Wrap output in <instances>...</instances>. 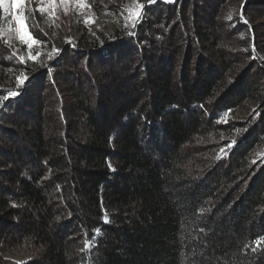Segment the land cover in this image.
Masks as SVG:
<instances>
[{"label":"trees","instance_id":"16d2710c","mask_svg":"<svg viewBox=\"0 0 264 264\" xmlns=\"http://www.w3.org/2000/svg\"><path fill=\"white\" fill-rule=\"evenodd\" d=\"M88 3L31 50L0 15V264H264V0Z\"/></svg>","mask_w":264,"mask_h":264},{"label":"rangeland","instance_id":"374dc122","mask_svg":"<svg viewBox=\"0 0 264 264\" xmlns=\"http://www.w3.org/2000/svg\"><path fill=\"white\" fill-rule=\"evenodd\" d=\"M130 7H134L133 2L130 3ZM41 9H43V11H41ZM127 11L130 12L128 13ZM132 12H135V10L131 11V9L128 8L127 10L125 8H120L121 15H119L123 16L124 19L127 17L132 18L133 16L130 15ZM17 14L22 15V17H26V31H30L31 35L37 39L36 36H46L47 34L45 32H39V30L42 29V22L43 24L57 25V28L60 30L62 29L63 33L74 35L73 27L75 26H71L72 22L77 21L78 23H82L84 26H86V24L95 25L98 15L103 14V12L100 11L97 17L96 15L94 17V13L89 6L88 0H83V6H81L77 0H65L63 3H61V0H23V4L20 9L13 6L12 0H4L3 6L0 7L2 20L1 33L5 38L4 43L27 47L25 44L20 42L18 34L15 31L17 28L15 19ZM37 14L44 20H38ZM85 20H88L89 23H85ZM222 137L223 136H221V138ZM218 157L219 149L211 150L206 148L198 163L186 165L189 169V174H195L194 176L196 178L204 181L207 180L209 176L221 173L225 164H223V161L219 160ZM221 180L222 179L220 178L217 180L218 184H221ZM224 184L221 185L224 186ZM232 189L233 186L230 188V191Z\"/></svg>","mask_w":264,"mask_h":264},{"label":"snow or ice","instance_id":"6c2138e0","mask_svg":"<svg viewBox=\"0 0 264 264\" xmlns=\"http://www.w3.org/2000/svg\"><path fill=\"white\" fill-rule=\"evenodd\" d=\"M65 2V0H61V3ZM78 3L81 4V6H83V0H77ZM149 3L155 2V0H148ZM13 6L17 9H20L22 4H23V0H12ZM4 4V0H0V7H2ZM140 8H143V5H140ZM41 11H43V9H41ZM142 11H136V12H132L130 13L131 16L135 17V18H140L142 17ZM16 23H17V28H16V33L18 34V39L20 40V42L22 44H25L27 46V48L29 50L32 49L33 45H36L38 43H41L40 41H38L37 39H35L30 31H26L27 28V23H26V17H22V15L17 14L16 17ZM135 19L133 20V24L135 25ZM85 23H89L88 20H85ZM129 36L133 35L132 32L128 33ZM61 49H56L53 48L52 49V53H49V59H53V53H55L56 55H59V53L61 52ZM37 55H39V53H37ZM29 59H35V57L33 56H29ZM24 62V61H22ZM31 78L28 76H24L23 78L21 77H17L16 78V83H17V89L15 91H10L8 92L6 95H3L2 97H0V105H3L4 102L9 101L10 99L14 100L17 96L21 95V88H25L27 85V82L30 80ZM235 146V141L226 145L225 147L221 148V154L227 152L230 148ZM219 158V157H218ZM105 222H107V218H105ZM253 244L256 245V247L252 248V251L254 252H260L262 254H264V236L262 237H258L255 241L252 242Z\"/></svg>","mask_w":264,"mask_h":264}]
</instances>
